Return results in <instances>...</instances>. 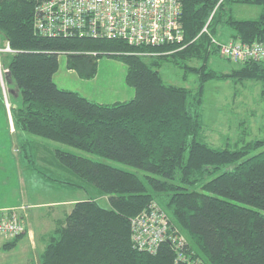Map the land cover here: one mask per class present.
Returning <instances> with one entry per match:
<instances>
[{
	"label": "trees",
	"instance_id": "trees-1",
	"mask_svg": "<svg viewBox=\"0 0 264 264\" xmlns=\"http://www.w3.org/2000/svg\"><path fill=\"white\" fill-rule=\"evenodd\" d=\"M234 4L259 5L262 11L255 18H238ZM35 8L36 0H0V48L11 49L0 51L1 68L6 80L15 81L22 98L20 105L11 107L15 132L146 172L142 177L56 148L59 169L70 177L41 172L44 180L86 191L95 187L108 196L110 206L92 195L77 200L45 237L39 263L173 264L175 251L168 242L155 253L139 250L132 242L131 218L156 202L186 236L193 256L206 264H264V149L244 158L263 146L264 138L235 148L215 147L207 141L202 119L205 83L211 79L259 81L264 99V61L218 71L210 64L217 48L207 33L199 35L211 17L210 33L218 37L229 33L249 43L264 40V0H183V46L141 47L119 38L45 36L35 29ZM61 53L67 56L68 68L83 77L96 74L103 55L121 59L134 96L102 103L59 87L54 74ZM166 61L195 73L196 87L166 82L159 70ZM0 98L3 102L1 85ZM242 128L245 134L247 127ZM39 146L33 136L20 141L21 154L31 157L35 166ZM25 233L2 247L17 246Z\"/></svg>",
	"mask_w": 264,
	"mask_h": 264
},
{
	"label": "rangeland",
	"instance_id": "rangeland-1",
	"mask_svg": "<svg viewBox=\"0 0 264 264\" xmlns=\"http://www.w3.org/2000/svg\"><path fill=\"white\" fill-rule=\"evenodd\" d=\"M233 9L234 15L238 18H255L262 11L261 6L252 4H234ZM223 36L225 39L228 35L225 33ZM169 51L172 52L175 50ZM66 58L67 56L64 53L59 55V67L54 74V81L59 87L77 91L90 100L102 103L128 100L134 96V87L126 80L127 65L121 59L115 56L103 55L98 59L96 74L92 77H83L76 70L68 68ZM192 64L199 65L200 62L193 60ZM210 64L218 71L227 72L233 68L239 67V63L226 59L219 54H214L212 56ZM159 70L166 82L190 88H195L197 85V75L195 73L186 72L173 62H164ZM0 85L1 95L5 105L4 107L0 98V168L3 169L6 176L8 175L6 178H0V204H4L8 201L5 200L4 197L1 198V196L9 191L12 180L9 181V176L12 177L14 171L13 163L21 164L18 168H21L22 171L29 174L32 179L36 181L33 188L45 189L63 187L62 185L64 184H51L44 180V175L42 174L45 173L55 177L60 176L59 178L61 179L70 177L65 170L59 169L60 166L54 158L56 148L93 160H100L124 170L136 172L142 177L145 175L146 172L144 170L120 161L74 146L47 140L29 133L22 135L21 132H15L11 107L12 105H20L22 103V98L17 90L15 81L11 79L6 80L4 69L1 68V63ZM261 86L262 84L259 81L247 80L236 82L232 78L225 80L215 78L205 83L202 119L205 124L207 141L212 146H230L231 148H235L237 147L236 145L242 146L251 140L264 138V99L261 98L260 94ZM242 126L247 127L245 134H243ZM9 129L13 131L12 134L9 133ZM23 136L36 137L41 143L36 155L37 166L34 165L31 157H25L24 153L21 154L20 152V141ZM263 149L264 145L250 151L244 158ZM190 188L201 189L199 186H192ZM44 189L39 190L41 199H48L52 197L51 195L54 196L55 194H57V197L61 198L60 192H51L50 190L44 191ZM68 190L73 191L70 192ZM63 193L66 197L69 194L73 196L74 193L82 198L92 195L98 198L101 205L105 207L110 206L108 196L100 195L101 193L97 192L95 187L87 189L86 191L82 188L68 186L65 187ZM22 208L25 209L26 206ZM35 209L36 208H31L32 212ZM5 240L6 239L3 238V241ZM38 243L40 244V242ZM40 248L41 247H39V249ZM40 250L38 252H40ZM27 255L35 261V264H38L36 260V250L34 248L31 249L27 242V238H20L17 246L11 249H5L0 246V264H27L23 257L26 256L27 258ZM1 256H5L3 261Z\"/></svg>",
	"mask_w": 264,
	"mask_h": 264
},
{
	"label": "built area",
	"instance_id": "built-area-1",
	"mask_svg": "<svg viewBox=\"0 0 264 264\" xmlns=\"http://www.w3.org/2000/svg\"><path fill=\"white\" fill-rule=\"evenodd\" d=\"M182 12L183 0H36L34 25L37 32L50 37L119 38L141 47L183 46ZM210 20L199 35L207 33L220 56L237 63L264 61V40L249 43L218 37L210 33ZM3 50L11 51L9 45L0 48ZM130 228L132 242L139 250L155 253L168 242L175 251L173 264H206L193 256L186 236L156 202L132 217ZM25 231L16 209L0 213V237L12 239Z\"/></svg>",
	"mask_w": 264,
	"mask_h": 264
},
{
	"label": "crops",
	"instance_id": "crops-1",
	"mask_svg": "<svg viewBox=\"0 0 264 264\" xmlns=\"http://www.w3.org/2000/svg\"><path fill=\"white\" fill-rule=\"evenodd\" d=\"M227 35L228 36L226 38L232 37L229 33ZM9 133L12 134L13 131L9 129ZM20 165L21 164L19 163H13L14 171L12 173V177L9 176V181L12 179L9 191L5 195L1 196V198L4 197V199L8 201L4 204H0V213L12 209H16L19 212L23 222L26 225V233L24 238H27V242L31 249L34 248L36 250V260L39 264V254L45 247V237L47 234L54 229L55 223L58 219L65 218V216L72 210L73 204L77 200L84 198L75 193L73 196L69 194L70 196L67 195L66 197V195L63 193L65 191L64 186L45 189L33 188V185L36 183V181L32 179L29 174H26L24 171H22L21 168H18ZM7 176L3 172V169L0 168V178H6ZM40 189H44V191L50 190L51 192H60L61 198L57 197V194H55L54 196L51 195L52 197L43 200L41 199L39 191ZM68 191L72 192L73 190ZM25 206L26 208L23 209L22 207ZM31 208L36 209L32 212ZM7 240L8 239L3 241V238L0 237V246L2 247L3 243H5ZM38 242H40V244ZM39 247H41V250ZM38 249L40 252H38ZM28 255L27 258L26 256H23L26 260V263L35 264V261H33L31 257H28ZM1 259L3 261L5 256H1Z\"/></svg>",
	"mask_w": 264,
	"mask_h": 264
}]
</instances>
